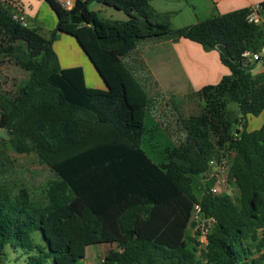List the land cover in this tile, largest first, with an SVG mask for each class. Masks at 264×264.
Segmentation results:
<instances>
[{"label":"trees","instance_id":"16d2710c","mask_svg":"<svg viewBox=\"0 0 264 264\" xmlns=\"http://www.w3.org/2000/svg\"><path fill=\"white\" fill-rule=\"evenodd\" d=\"M43 1L57 17L49 38L0 2V54L29 74L16 94L0 92V127L17 153L36 154L57 179L41 205L28 188H0V264L7 247L26 264H81L95 245L108 247L102 264H264V125L248 129L249 116L264 111V71L246 70L243 56L264 57V23H249L246 8L173 29L151 0H77L70 10ZM93 3L128 18H104ZM59 33L77 39L106 88L88 86L81 67L61 66ZM162 37L206 51L224 45L230 73L195 93L198 113L178 110L184 137L157 163L143 148L152 99L125 58ZM223 157L237 195L211 194L206 183L197 196L193 177ZM196 204L215 219L205 248L193 234Z\"/></svg>","mask_w":264,"mask_h":264},{"label":"crops","instance_id":"0c3cea01","mask_svg":"<svg viewBox=\"0 0 264 264\" xmlns=\"http://www.w3.org/2000/svg\"><path fill=\"white\" fill-rule=\"evenodd\" d=\"M11 1L13 7L18 11V13L16 11V15H23L27 20L28 5L25 4L23 0ZM263 1L264 0H151V5L156 13L169 16L171 22L175 17L183 14L189 15V13L192 12L194 14L199 12L213 17L240 9L252 8L256 5H260ZM29 7L32 6L29 5ZM40 8L41 6L39 9ZM107 8L111 7L98 3L96 11H106L105 9ZM111 9L115 11V14L106 11L107 19L126 20L128 18L124 12L114 8ZM40 18L41 17L38 15L39 20ZM56 25L57 19L52 22L51 27L56 28ZM38 26L39 25H37L36 28L43 30L42 27ZM41 33L43 32L41 31ZM143 41H145V44L142 45L143 47L140 46V42L138 47L125 58V61L152 99L151 109L147 113L145 119L147 128L145 140L148 136H151L150 139L152 138L156 141L158 140L157 138H159L160 141L165 143L167 148H170L174 146L170 143L171 141H179L184 137L183 129L181 125L178 124V120H180L178 110L180 111L179 106L182 102V97L185 96L187 101L195 99V93L202 87L208 84L219 83L230 71L229 68L222 63L220 51L218 49L206 51L199 43L185 38L174 40L173 37H162ZM79 49L82 50L81 48ZM83 53L80 51V56ZM83 55L84 56H81L82 58L84 57L83 59L79 56V60L72 64L62 63L60 59V64L63 68L81 67L85 75V66H92L93 63L89 57L86 56V53ZM254 61L255 60L252 59L251 64ZM92 67L96 70L94 65ZM261 71H264V68L259 70V72ZM96 73H98V71ZM98 77L99 78H97L94 83L95 85H87L96 88H106V84L102 77L100 75H98ZM149 113L154 114V119L151 118V116L148 119L147 116ZM263 125L264 111L257 116H249L248 129L250 131L257 130ZM152 127H154V129H152ZM196 177L198 176H194L193 179H196ZM196 181L199 183L200 196H202L206 184L205 177H201L200 182L199 180ZM83 260H81V262Z\"/></svg>","mask_w":264,"mask_h":264},{"label":"rangeland","instance_id":"374dc122","mask_svg":"<svg viewBox=\"0 0 264 264\" xmlns=\"http://www.w3.org/2000/svg\"><path fill=\"white\" fill-rule=\"evenodd\" d=\"M3 1L8 2L10 6H13L11 0H0V2ZM23 1L25 2V4L28 5L27 20H25L27 21L29 26L37 27V25H39L38 27H42L43 29L40 30L43 32L42 34L46 38H49L53 30L55 29L54 27H51L52 22L57 19L54 11L43 0ZM29 5H31L32 7H29ZM40 6L41 8L39 9ZM97 6L98 3H93L91 4L90 8L97 10ZM105 10L110 12L111 14H115V11L111 8H107ZM13 11L16 12V8H13ZM106 11L100 10L98 12L102 17L107 18ZM38 15L39 17H41L40 20L38 19ZM208 17L211 18L206 14H202L199 12L194 14L192 12L189 13V15H179L173 20H171L172 23H170L173 29H178L187 25H191L192 23H195L197 21L208 19ZM143 44H145V41H141L140 46L143 47ZM79 48L81 47L77 39L66 33H59L57 40L54 42V49L59 59L62 60V63L65 62L72 64L73 62L79 60L80 51L82 53L84 52L82 48V50H80ZM83 54L81 56H84ZM89 66H85V76L87 84L93 85L96 79L99 78V74L96 73L97 71L95 69H93V65L91 67ZM28 78L29 74L26 71L16 66L12 60L4 58L2 54H0L1 93L9 96L16 94L19 91L20 87L25 83V81L28 80ZM200 105V101L199 99H197V97H195V99L191 101H187L185 99V96H183L179 109L184 115L196 114L201 108ZM150 116L154 119V114L149 113L147 116L148 119L150 118ZM152 129H154V127H152ZM150 137L151 136H148V138H146L143 147L155 162H161L164 160L163 154L165 148L167 147L163 141L159 140V138H157L158 140L156 141L155 139H150ZM170 143H172V146L176 145V141H171ZM201 177L203 176H198L196 177V179H194V189L195 192H197L198 196H200V190L199 183L196 180H199L200 182ZM55 179H57L56 174L52 171L49 166L42 163L36 154L17 153L10 144L8 132L0 127V188L7 189L13 194L18 193L24 187L28 188L31 192V197L33 201L36 204L41 205L43 203H46V196L44 193L46 185L48 184V182L53 181ZM221 190L222 192L228 191L233 196L237 195V189L233 185H223ZM33 239L37 244H45V241L40 231H36L33 233ZM9 249L10 248L7 247L4 252L2 264H26L25 256L17 258V256H20V253L14 251L11 252ZM107 250L108 247L103 245H95L89 247V255L81 262V264H102ZM47 264L54 263L51 259H48Z\"/></svg>","mask_w":264,"mask_h":264},{"label":"built area","instance_id":"2783aa9c","mask_svg":"<svg viewBox=\"0 0 264 264\" xmlns=\"http://www.w3.org/2000/svg\"><path fill=\"white\" fill-rule=\"evenodd\" d=\"M77 0H59L60 4L67 10L72 9ZM15 19L24 21L25 17L23 15H15ZM247 21L253 24L264 23V18L262 15V7L256 5L250 8V12L247 15ZM245 58L251 60H256L259 58L258 54L252 55L250 52H245L243 55ZM230 160L223 157L221 159H214L210 162V169L205 177V182L208 185V190L211 194L219 195L222 192L223 185H227V177L230 170ZM215 223L213 217L205 215L200 204H196L193 213V234L196 236L199 242V248H205L207 242V235ZM198 234V235H197Z\"/></svg>","mask_w":264,"mask_h":264},{"label":"water","instance_id":"95a60500","mask_svg":"<svg viewBox=\"0 0 264 264\" xmlns=\"http://www.w3.org/2000/svg\"><path fill=\"white\" fill-rule=\"evenodd\" d=\"M82 48V47H81ZM217 49L226 57H229V52L224 45H219ZM246 70L257 74L261 68H264V57L256 59L252 64L244 67Z\"/></svg>","mask_w":264,"mask_h":264}]
</instances>
